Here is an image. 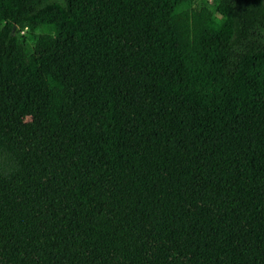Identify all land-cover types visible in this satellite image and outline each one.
<instances>
[{"label":"trees","instance_id":"trees-1","mask_svg":"<svg viewBox=\"0 0 264 264\" xmlns=\"http://www.w3.org/2000/svg\"><path fill=\"white\" fill-rule=\"evenodd\" d=\"M0 0V264H264V0Z\"/></svg>","mask_w":264,"mask_h":264},{"label":"rangeland","instance_id":"rangeland-1","mask_svg":"<svg viewBox=\"0 0 264 264\" xmlns=\"http://www.w3.org/2000/svg\"><path fill=\"white\" fill-rule=\"evenodd\" d=\"M203 4L208 5L210 7H214L216 4V0H196L194 6L199 7Z\"/></svg>","mask_w":264,"mask_h":264}]
</instances>
